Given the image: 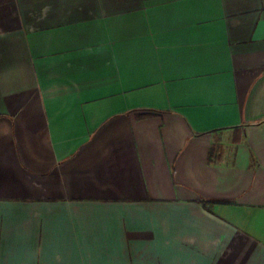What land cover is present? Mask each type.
Instances as JSON below:
<instances>
[{
    "label": "crops",
    "instance_id": "obj_1",
    "mask_svg": "<svg viewBox=\"0 0 264 264\" xmlns=\"http://www.w3.org/2000/svg\"><path fill=\"white\" fill-rule=\"evenodd\" d=\"M0 264H264V0H0Z\"/></svg>",
    "mask_w": 264,
    "mask_h": 264
}]
</instances>
